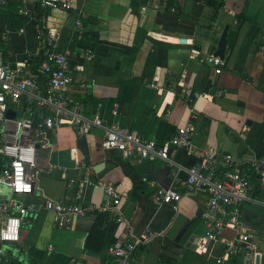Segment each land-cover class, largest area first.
Listing matches in <instances>:
<instances>
[{"label":"crops","instance_id":"0c3cea01","mask_svg":"<svg viewBox=\"0 0 264 264\" xmlns=\"http://www.w3.org/2000/svg\"><path fill=\"white\" fill-rule=\"evenodd\" d=\"M68 1L67 10L46 8L38 26L41 0H0V45L9 67L26 63L24 72L32 71L28 60L41 50L37 33L54 28L59 48L70 52L75 102L83 104V115L102 121L84 134L64 125L50 136L35 192L19 197L31 221L22 223L19 241L0 264H111L109 248L146 227L154 236L137 250L134 264H165L166 257L174 264H214L221 242L196 245L206 230L205 192L158 206L151 193L171 184L168 162L132 160L101 143L113 123L159 141L189 124L199 149L209 146L238 160L264 158V0H223L215 18L204 0H175L179 7L170 0ZM79 11L85 17L75 27ZM225 25V64L216 73L205 58ZM169 155L182 177L196 160L173 145ZM108 184L118 194L115 208ZM47 198L109 210L101 249L84 245L94 210L61 217L43 207ZM239 222L238 230L225 228L222 236L249 233L253 250H240L223 264H264V183L255 181Z\"/></svg>","mask_w":264,"mask_h":264},{"label":"built area","instance_id":"2783aa9c","mask_svg":"<svg viewBox=\"0 0 264 264\" xmlns=\"http://www.w3.org/2000/svg\"><path fill=\"white\" fill-rule=\"evenodd\" d=\"M40 4L49 9L71 8L68 0H41ZM84 17L79 11L74 26L80 27ZM37 38L42 59L29 73L23 70L26 63L12 70L0 45V262L8 246L19 241L22 223L31 221L19 197L36 190L37 171L43 166L40 154L48 149L43 145L50 143V136L64 125L75 126L79 134H84L92 126L102 125L100 117L83 115V104L73 98L70 52L59 48L61 39L57 30L47 28L44 33L38 32ZM205 59L215 67L216 73H220L225 64L224 58L214 53ZM10 108L14 110L13 117L7 116ZM112 113H117L116 108ZM101 145L132 160L158 158L168 162L171 184L155 187L151 193V200L158 206L174 204L184 193L205 192L207 199L201 217L206 230L196 245L199 248L207 241L221 242L222 251L214 264H223L240 250H253L249 233H241L239 238H225L222 231L240 228L242 204L252 198L255 181L264 183V158L238 160L230 153H220L209 146L199 149L192 143L189 124L179 127L170 139L159 141L113 123L105 127ZM170 145L196 155L184 177L179 175L170 160ZM44 152L45 158L47 154ZM105 192L113 198L112 207L115 208L118 194L113 186L108 184ZM43 207L61 217L81 216L95 209L92 204L49 198L44 200ZM153 236V231L146 227L141 234L112 245L109 248L111 264H134L137 250Z\"/></svg>","mask_w":264,"mask_h":264},{"label":"trees","instance_id":"16d2710c","mask_svg":"<svg viewBox=\"0 0 264 264\" xmlns=\"http://www.w3.org/2000/svg\"><path fill=\"white\" fill-rule=\"evenodd\" d=\"M170 2L174 4V7H179L177 1L170 0ZM204 2L213 8V18L217 16L219 9L222 7L224 3L223 0H204ZM46 13H47L46 8L39 7L38 14L36 16V22L38 26H41V19ZM237 20L241 21L242 18L238 17ZM41 59H42V51L40 50L38 55H36L35 57L33 56L30 57V59L28 60V65L32 69H36ZM94 213L96 217L90 226V229L84 241V245L89 249L99 251L102 247V243L105 237L107 221L110 217H112V215L109 210H102V209L94 210ZM164 261L165 264H174L172 259L168 257L164 258Z\"/></svg>","mask_w":264,"mask_h":264},{"label":"water","instance_id":"95a60500","mask_svg":"<svg viewBox=\"0 0 264 264\" xmlns=\"http://www.w3.org/2000/svg\"><path fill=\"white\" fill-rule=\"evenodd\" d=\"M220 13H221V11H219V15H220ZM227 31H228V25H225L221 34H220V37H219L218 43H217V47H216V50L214 52L215 55H218L221 58H224V56H225V49H226L227 41H228ZM182 41H184V39H182ZM7 116H10V117L14 116V110L12 108H10L7 111Z\"/></svg>","mask_w":264,"mask_h":264},{"label":"rangeland","instance_id":"374dc122","mask_svg":"<svg viewBox=\"0 0 264 264\" xmlns=\"http://www.w3.org/2000/svg\"><path fill=\"white\" fill-rule=\"evenodd\" d=\"M43 146L50 148L51 143L44 144Z\"/></svg>","mask_w":264,"mask_h":264}]
</instances>
